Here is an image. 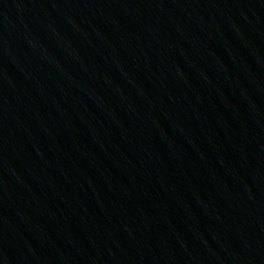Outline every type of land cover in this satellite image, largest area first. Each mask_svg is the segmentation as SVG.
Masks as SVG:
<instances>
[{
  "label": "water",
  "instance_id": "water-1",
  "mask_svg": "<svg viewBox=\"0 0 264 264\" xmlns=\"http://www.w3.org/2000/svg\"><path fill=\"white\" fill-rule=\"evenodd\" d=\"M0 264H264V0H0Z\"/></svg>",
  "mask_w": 264,
  "mask_h": 264
}]
</instances>
